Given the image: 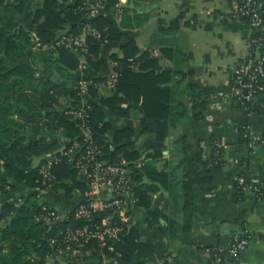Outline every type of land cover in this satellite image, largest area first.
<instances>
[{"label": "trees", "instance_id": "1", "mask_svg": "<svg viewBox=\"0 0 264 264\" xmlns=\"http://www.w3.org/2000/svg\"><path fill=\"white\" fill-rule=\"evenodd\" d=\"M8 1L0 0V195L8 198L0 208V264H60L51 262L56 258L66 264H129L135 257L141 260L138 264H146L153 250L140 241V233L133 226L132 210L126 213L132 219L129 225L121 223L118 212L112 209L97 211L90 220L75 217L79 206L86 203L85 194L89 191L75 164L91 147L86 141V129H89L92 145L101 150L99 160L105 165L128 169L137 199L134 208H151L160 188L158 182L166 180V175L158 172L156 157H143L131 141L135 137L133 129L124 128L108 137L113 126L107 120V113L118 122L129 117L130 110L142 102L144 117L168 119L173 112L170 106L173 94L163 86L164 78L169 80V73L158 72L162 58L153 57L148 51L137 57L140 50L134 40H129L110 58L119 79L110 95L104 97L100 86L107 80L91 74L90 70H99V55L106 42L123 39L114 16L120 0H106L105 13L95 18L89 17L85 0H10L9 5ZM122 9L125 20L130 9L127 6ZM183 18L180 15L168 27L159 28V32L177 33ZM85 24L96 29L100 38L88 40L89 55L83 72L84 78L92 83L82 97L77 87H71L73 72L81 64L80 57L70 49L54 48V44L59 34L77 35ZM122 27L132 25L125 21ZM187 94L193 119L203 121L214 93L191 85ZM82 98L89 105L85 122L73 114L80 110ZM237 106L252 114H264L259 102L247 101ZM239 132L243 137L248 128L241 126ZM261 135L264 137V133ZM242 140L244 145L248 143V139ZM216 143L209 157L199 147L196 158L185 168L181 184L185 211L192 205L194 187L211 185L214 176L223 169L224 151ZM48 156L55 157L51 169L55 179L51 185L43 184L40 175ZM36 160L40 162L38 166L34 165ZM145 178L151 183H145ZM236 190L243 195L237 186ZM49 193L67 208L61 211L50 202ZM257 199H264L262 188ZM104 218H109L112 227H123L117 239L105 237V247L101 248L96 239L82 247L64 243L68 228L87 226L90 231H102ZM163 218L168 220L166 216ZM169 224V230L174 233L178 224ZM235 237L249 238L246 234ZM73 251H77L75 256ZM207 251L214 261L231 260L227 250L220 246ZM161 264L172 263L164 260Z\"/></svg>", "mask_w": 264, "mask_h": 264}, {"label": "crops", "instance_id": "2", "mask_svg": "<svg viewBox=\"0 0 264 264\" xmlns=\"http://www.w3.org/2000/svg\"><path fill=\"white\" fill-rule=\"evenodd\" d=\"M119 3L130 9L126 12L128 19L123 20L122 15L116 21L123 39L103 45L99 70L90 73L108 80L113 73L111 56L134 40L140 50L137 57L148 51L153 57L162 58L158 72L169 73L163 86L173 94L170 101L173 112L165 120L144 117L142 102L130 110L129 117L118 122L107 113L113 126L108 137L124 128L133 129L135 137L131 141L143 157H156L158 172L166 175V180L158 182L160 188L149 210L131 209L140 241L153 250L145 263L161 264L167 260L172 264H264V199H257L251 191L241 195L236 190V180L243 175L246 183L264 190V148L250 151L239 132L241 126H246L252 134H263L264 114H252L223 99L232 91V68L245 56L248 38L262 30L233 17L237 0H120ZM180 15L184 18L177 33L159 32V28L168 27ZM125 21L132 27L123 28ZM84 76L79 67L73 72L71 87L76 88ZM191 85L214 93L206 117L200 122L193 119L187 106ZM112 90L106 84L100 86L104 97ZM257 101L264 108V94ZM214 142L224 145L223 169L214 176L211 185L194 187L192 205L185 211L181 187L185 168L196 158L199 147L209 157ZM39 163L36 160L34 165ZM144 182L151 183L148 178ZM47 195L61 211L67 208L54 194ZM114 195L113 186L103 188V198ZM7 200L0 195V208ZM170 222L178 224L174 233L169 230ZM245 234L250 238L247 248L235 259L219 263L207 251L216 246L227 249L234 236ZM51 262L66 264L59 258ZM140 262L135 257L129 264Z\"/></svg>", "mask_w": 264, "mask_h": 264}, {"label": "built area", "instance_id": "3", "mask_svg": "<svg viewBox=\"0 0 264 264\" xmlns=\"http://www.w3.org/2000/svg\"><path fill=\"white\" fill-rule=\"evenodd\" d=\"M105 1L85 0L84 6L90 10V18H95L105 13ZM122 7L120 3L115 7L114 16L116 19L122 17ZM233 17L237 20H245L248 26L257 27L262 31L248 38L245 56L232 68V91L224 96L223 99L241 105H244L247 101H253L257 104L258 98L264 94V0H237ZM90 37L99 39L100 33L91 25L85 24L80 28L77 35L59 34L54 48H67L77 52L81 58L80 68L84 70L87 67V56L89 55L88 40ZM118 79L119 74L113 72L107 80L106 86L112 90L118 83ZM91 83L86 78L79 80L77 88L82 97L88 93ZM87 109H89V105L82 98L80 110L73 112V114L85 122V111ZM83 127H85L84 124ZM86 135V141L91 147L88 146L86 154L77 160L75 169L87 181L89 191L85 194L87 198L86 203L79 206L75 217L77 219L90 220L91 216L97 211L112 209L118 212V218L121 223L132 224L131 217L127 216L126 213L135 206L137 199L135 198L133 181L129 176L128 169L123 166L105 165L98 157L101 154V150L92 145V133L89 129H86ZM242 138L248 139V143L245 146L249 150L254 151L258 148H264V137L261 134H252L248 130ZM216 146L219 150L224 151L222 143L218 142ZM69 154H72V151H69ZM48 157L49 160L47 164L42 166L40 175L43 178V184L48 183L51 185L55 179L51 171L55 164V157ZM88 166L90 167L88 168ZM107 185L114 187L115 195L110 198H103L102 190ZM236 186L242 194L251 191L258 197L261 192V187L247 184L243 176H240L236 180ZM102 224L104 226L102 231H90L87 226L79 229L68 228L65 232L64 243H77L82 247L90 240L96 239L102 248L106 246V236L109 235L117 239L123 231V227H112L109 218H104ZM248 242L249 238L240 239L239 237H235L233 243L225 249L228 252L229 258H237L246 250ZM52 244H54V241H52ZM69 248L67 250H70ZM110 250H113L112 247H110ZM76 254L77 251H73V256ZM216 262L220 263L221 261L218 258Z\"/></svg>", "mask_w": 264, "mask_h": 264}, {"label": "water", "instance_id": "4", "mask_svg": "<svg viewBox=\"0 0 264 264\" xmlns=\"http://www.w3.org/2000/svg\"><path fill=\"white\" fill-rule=\"evenodd\" d=\"M73 53L76 54L77 56H79V54H78L77 52H74V51H73ZM79 57H80V56H79ZM80 59H81V58H80Z\"/></svg>", "mask_w": 264, "mask_h": 264}, {"label": "rangeland", "instance_id": "5", "mask_svg": "<svg viewBox=\"0 0 264 264\" xmlns=\"http://www.w3.org/2000/svg\"><path fill=\"white\" fill-rule=\"evenodd\" d=\"M63 261V260H62Z\"/></svg>", "mask_w": 264, "mask_h": 264}]
</instances>
